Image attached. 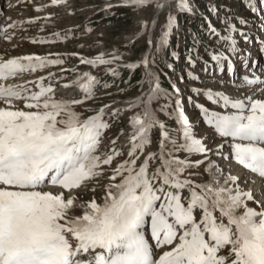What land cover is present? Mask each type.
<instances>
[{
  "label": "snow or ice",
  "instance_id": "snow-or-ice-1",
  "mask_svg": "<svg viewBox=\"0 0 264 264\" xmlns=\"http://www.w3.org/2000/svg\"><path fill=\"white\" fill-rule=\"evenodd\" d=\"M51 2L57 6L66 0ZM173 4L180 14H195L189 0H121L118 6H154L160 13ZM247 7L257 13L254 3ZM207 11L225 26L221 32L204 17L205 35L223 46L209 49L208 58L217 70L226 64L232 78L235 57L243 67L249 64L234 34L238 32L245 43L249 37L231 18L220 17L215 5ZM155 24L154 19L149 29L141 22L137 35L147 31L148 49L154 47L160 54L169 47L177 17L168 14L154 44ZM194 41L198 48L199 39ZM259 43L264 54V41ZM107 55L111 58L104 53L94 59L82 57L81 63L104 67L106 75L119 79L109 66L123 58L116 52ZM197 61L210 74L212 65L198 53L188 63L195 67ZM63 63L41 56L0 59V264H264V100L192 87L188 102L206 126L198 133L182 109L180 89L175 84L171 92L163 89L151 70L156 63L151 51L137 62L119 65L129 71L124 81L128 87L134 70L142 68L144 73L137 84L140 94L127 108L104 104L87 116L88 109L78 112V106L96 99L95 87H108L87 73L62 85L79 89V99L57 98L59 80L52 73L21 84L5 83ZM238 79L239 83L230 79V86L264 93L261 76ZM193 96H202L211 107L195 102ZM161 100L164 103L154 108ZM135 109L140 111L128 119L126 158L120 159L124 152L115 139L101 152L111 123ZM157 113L173 119L177 127L170 129ZM154 129H159L158 151L146 152ZM91 181L96 183L89 187ZM250 182L260 185V199L255 190H246ZM84 188L92 193L88 200L79 194Z\"/></svg>",
  "mask_w": 264,
  "mask_h": 264
},
{
  "label": "rangeland",
  "instance_id": "rangeland-1",
  "mask_svg": "<svg viewBox=\"0 0 264 264\" xmlns=\"http://www.w3.org/2000/svg\"><path fill=\"white\" fill-rule=\"evenodd\" d=\"M191 1L192 0H189L190 3ZM201 1L206 3L209 7L215 5L220 9V17L227 16L231 18L238 31L247 33L249 37L247 43L240 38L238 32L235 33L234 36L240 54L243 55L247 53L249 64L248 67L245 68L242 66L239 56L235 57L233 63L235 76L229 78L226 64H221L220 69L217 70L215 64L209 60L207 55L209 49L215 50L223 46L218 45L214 39L210 40L208 36L204 34L199 37V50H194V60L198 53L204 61H208V63L212 65L209 68L210 74H205L202 71L204 64L199 61L196 62L195 67H191L190 64H184V66H181L180 71L172 67L171 71H173L176 77L175 80L169 79L170 84L171 86L175 84L180 89L182 109L186 117L197 126L198 133L204 132L206 126L200 120L199 112L188 102V97L192 96L190 91L192 87H211L214 90H225L234 98L237 96L241 98L244 96H252L253 99L264 100V93L256 92V89L244 88L237 90L230 86V79H235L236 82L239 83L238 78L242 75H249V77H251L255 74L264 78V54L259 52V42L264 41V5L261 4V0ZM249 2L256 5L257 13L253 14L247 7ZM120 3L121 0H67L57 6H52L51 0H0V31H3V33H0V59L7 60L22 56H44L49 60L59 59L58 57H60V59L64 61V64L61 66L48 67L43 70H38L34 74L24 73L14 80L9 79L5 83L21 84L26 81H34L42 76L47 77L49 73L56 75L58 80H61L59 79L60 77L64 79L68 75L62 74V69H68L69 74L73 73L74 79L71 78L73 82L82 77L85 73L100 80L106 75L105 68H92L88 65H84L81 63V58L94 59L101 53H104L105 58L110 59L111 57L107 54L111 52H116L123 58L122 62L113 63L109 66L117 69L122 68V66H119L121 63L137 62L142 59L146 52L151 51L156 61L155 66L152 67L151 70L158 75L159 66L157 60L160 58L163 59L165 50L160 54H155L154 47L148 49L146 43L148 36L147 31H145L143 36L138 37L137 34L140 32L141 22H145L148 28L151 29L154 18L156 24L152 32V39L155 44V41L160 36L162 28L166 23V18L169 13L177 17L178 27L175 28L174 31L178 33V46L185 45L186 39L194 41L195 33L192 34L189 28L191 24L198 19L196 16L198 15L196 7L194 8V15H185L178 13L174 4L164 9L162 12L157 13L154 6L137 10L133 7H120L118 6ZM108 5H112V7L116 8L110 11V9H107L109 8ZM36 9L40 10L37 11ZM119 11H124L125 14H120ZM110 16H115L117 18L108 23L104 18ZM238 19H244L247 23L245 25H240L237 22ZM212 22L217 29L223 32L225 26L219 22L217 16ZM90 23L96 24L91 25ZM115 32L116 34H114ZM41 40L45 42L39 43L38 41ZM170 41L171 37L169 38V44ZM143 45H145V47L142 49L141 47ZM241 47H243V49H241ZM173 55L179 59L176 52H173ZM66 56H72L75 60L70 63L69 59H65ZM236 59H238V63L240 64L239 67L237 66ZM189 72L198 76L200 78L199 81L189 79L187 75ZM221 81H223V86H221ZM45 83H47V81H45ZM140 91L141 89L137 86L128 87L126 85L123 88H115L111 84H108L106 89L97 86L94 88L96 99L87 101L85 104L78 106L76 110L78 112H83L84 109H88L87 112H84V115L87 116L92 114V109H98L104 104H112L113 108H127L128 102L139 95ZM143 91L145 93L148 91L147 84L144 85ZM253 92H256V95H253ZM66 93L67 91L58 90L56 92V97L65 100L81 98V96L73 97ZM77 93H79V95L81 94L79 89H77ZM193 100L205 104L206 107H211L202 96H193ZM162 103H164V101L158 103L155 108H158ZM138 111L140 110L135 109L126 111L121 114L119 120L111 123L110 129L105 133V138L100 148L101 152L107 151L110 146V140L115 139L117 141L116 147L122 149L124 152V156L120 157V159L126 158V145L129 142V133L131 132L128 119ZM157 114L163 122L167 119L171 124L177 127L173 119L159 113ZM150 139L152 143L146 152L158 151L159 129H154L152 131ZM95 183V181H91L89 187ZM259 188V184L253 185L250 182L246 190H255L257 199H260ZM79 194L84 200H88L92 196L88 188L81 189ZM98 196L99 191L97 192V197ZM249 206L255 207L251 202Z\"/></svg>",
  "mask_w": 264,
  "mask_h": 264
},
{
  "label": "trees",
  "instance_id": "trees-1",
  "mask_svg": "<svg viewBox=\"0 0 264 264\" xmlns=\"http://www.w3.org/2000/svg\"><path fill=\"white\" fill-rule=\"evenodd\" d=\"M197 3L198 7L200 10L205 13L206 15L210 16L212 20L216 19V16H213L211 13L207 11L208 7L206 3H203L201 0H195ZM205 2V1H204ZM120 14H125L124 11H119ZM117 17L115 16H110L107 18H104L105 21L108 23L111 22L112 20L116 19ZM92 25H95L96 23H91ZM191 28L194 30V32L201 37V35L205 34V31L207 29V25L202 19V17H198L197 21L191 24ZM114 32V31H113ZM117 32V31H116ZM116 32L114 34H116ZM178 33H174V35L171 36V41L169 44V47L164 51V57L165 58H160L157 60V64L159 66V78H160V83L161 86L171 92V84L170 80H175V75L173 71H171L167 65L172 64L173 68L175 70L180 71L181 66H184V64H189V61L194 60V50H199V48L194 47V41L190 39H186V44L181 45L180 47L178 46ZM145 45H143L141 48L143 49ZM189 49H191V53H189ZM173 52H176L179 59L176 58L175 55H173ZM134 53V51H133ZM120 78L119 79H113V77H104L103 82L107 84H111L113 87L117 88H123L126 86L124 81L129 80V71L125 68H121L118 71ZM143 69L139 68L133 71L131 74V85L132 86H137L138 82L142 80L143 78ZM170 79V80H169ZM128 86V85H127ZM163 101V100H161ZM160 101V102H161ZM158 103H155L153 107L155 108ZM170 127L173 125L171 122L168 123ZM169 127V128H170Z\"/></svg>",
  "mask_w": 264,
  "mask_h": 264
},
{
  "label": "bare ground",
  "instance_id": "bare-ground-1",
  "mask_svg": "<svg viewBox=\"0 0 264 264\" xmlns=\"http://www.w3.org/2000/svg\"><path fill=\"white\" fill-rule=\"evenodd\" d=\"M73 92H71L70 94H72Z\"/></svg>",
  "mask_w": 264,
  "mask_h": 264
}]
</instances>
